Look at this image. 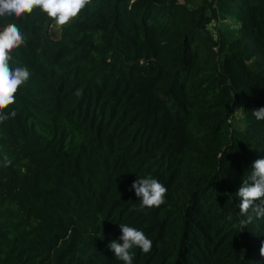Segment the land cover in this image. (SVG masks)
<instances>
[{"label":"trees","instance_id":"obj_1","mask_svg":"<svg viewBox=\"0 0 264 264\" xmlns=\"http://www.w3.org/2000/svg\"><path fill=\"white\" fill-rule=\"evenodd\" d=\"M8 23L31 75L0 122V264H123L107 247L122 223L152 241L133 264H264V219L242 226L237 206L264 158V0H90L62 27L39 9ZM148 175L165 202L134 211Z\"/></svg>","mask_w":264,"mask_h":264},{"label":"clouds","instance_id":"obj_2","mask_svg":"<svg viewBox=\"0 0 264 264\" xmlns=\"http://www.w3.org/2000/svg\"><path fill=\"white\" fill-rule=\"evenodd\" d=\"M90 0H0V17L23 18L30 15L34 9L45 13L56 26H65L74 18H77L89 4ZM25 42V37L16 23H8L0 27V122L16 116V111L5 113L11 105L16 103V94L20 87L30 78L27 67L17 66L13 63L11 53ZM80 93L77 92V95ZM238 110L236 113H238ZM252 115L260 121H264V107L252 112ZM11 160L5 155L0 166L8 167ZM252 170L243 179L237 196L240 203L237 205L240 215L247 216V220H241L245 226L251 222L250 209L256 218L264 219V158L256 159L252 164ZM139 198V208L134 211H143L153 207H160L165 202L166 187L157 179L148 175L139 177L133 182L131 189ZM231 196V194L226 193ZM256 201L258 204L253 205ZM231 219V217H229ZM121 235L118 240H112L108 249L114 253L115 258L123 264H133V248H139L147 254L151 251L152 241L146 237L143 231L130 227L127 224H119ZM260 255L264 257V244L260 247Z\"/></svg>","mask_w":264,"mask_h":264},{"label":"rangeland","instance_id":"obj_3","mask_svg":"<svg viewBox=\"0 0 264 264\" xmlns=\"http://www.w3.org/2000/svg\"><path fill=\"white\" fill-rule=\"evenodd\" d=\"M58 27H54V29H57ZM57 32V31H56ZM57 34V33H56ZM234 126L238 125V122L235 124L233 123Z\"/></svg>","mask_w":264,"mask_h":264}]
</instances>
